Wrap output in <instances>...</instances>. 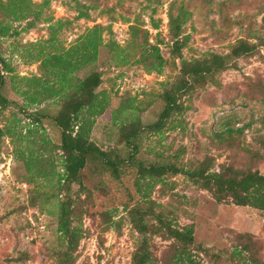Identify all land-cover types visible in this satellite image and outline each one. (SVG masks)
Listing matches in <instances>:
<instances>
[{"label":"rangeland","instance_id":"374dc122","mask_svg":"<svg viewBox=\"0 0 264 264\" xmlns=\"http://www.w3.org/2000/svg\"><path fill=\"white\" fill-rule=\"evenodd\" d=\"M26 1L25 10L16 16L6 9L8 0H0V29L7 28L0 34V55L10 67L2 93L12 103L0 109V264H132L138 243L128 217V208L138 199L134 173L116 180L93 164L81 171V183L70 190L72 225L79 228L80 237L73 261L62 262L67 246L57 230L58 203L67 194L54 193L56 178L47 179L54 166L61 171L60 132L49 117L61 100L47 96L29 103L21 92L39 86L28 85L32 81L23 77L45 79L49 70L42 67L41 58L46 52L72 48L93 25H100L95 60L73 74L101 72L96 91L105 93L109 106L93 117L90 136L104 149H124L113 111L120 117L131 113L144 124L155 120L161 94L179 77L182 60L224 53L239 40L257 43L264 36V0ZM169 12L180 25L179 54L174 52ZM155 50L161 59L155 58ZM146 65L157 68L148 71ZM180 102L182 112L171 118L163 133L143 136L145 157L184 167L207 161L215 171L264 174V46L235 60L212 81L195 86ZM122 107L129 110L121 112ZM35 112L48 116L34 120ZM30 152L32 161L48 154L53 161L48 162L47 176L34 183L23 162ZM151 198L173 222L193 226L189 249L196 264L264 261L261 210L230 199L216 201L180 173L155 185ZM149 241L150 264H173L178 243L161 234Z\"/></svg>","mask_w":264,"mask_h":264},{"label":"trees","instance_id":"16d2710c","mask_svg":"<svg viewBox=\"0 0 264 264\" xmlns=\"http://www.w3.org/2000/svg\"><path fill=\"white\" fill-rule=\"evenodd\" d=\"M26 4V0H8L6 9L18 16L25 10ZM168 16L172 35L176 39L180 34V25L174 24L175 17L171 12ZM177 20L180 19L177 18ZM262 20L264 23V16ZM101 28L100 25H93L80 44L72 48L46 52L41 58L42 67L49 70L44 76L45 79L23 77L32 81L28 85L39 86L35 90L28 87L21 92L29 103L40 102L47 96L61 100L58 110L49 116L60 132V143L57 148L61 151V171L54 166L47 179L56 178L54 193L65 191L67 194L66 198L58 203L57 230L67 246L61 256L62 262L73 261L72 254L80 237L79 228L72 225L74 207L70 190L74 183H81V171L88 164H93L109 172L116 180H120L126 174L134 173V194L138 196V199L128 208V217L138 234V243L132 255V264L153 262L149 239L154 234H161L178 243L172 254L173 264H196L189 249V245L194 243L193 226H179L169 219L166 212L157 210L156 207L159 205L151 198L152 188L159 183H164L169 175L180 173L194 184L207 189L216 201L230 199L236 205L251 206L264 212V174L258 170L239 172L231 168L215 171L211 170L210 163L207 161L194 167H184L168 159H148L143 155L142 138L144 135L163 133L169 127L171 118L182 112L180 99L187 92L197 85L212 81L221 71L232 66L238 58L252 56L259 46H264V36L259 38L257 43L239 40L224 53L212 52L198 59L182 60L179 77L161 94L162 105L155 120L144 124L140 118L131 116V113L128 117H120L116 114V110L113 111V122L120 128L119 143L123 144L124 149L118 145L104 149L90 136L91 126L94 123L93 117L102 114L109 106L105 93L96 91L101 83V72L92 69L82 77L73 74L95 60L99 44L97 35ZM6 31L7 28L2 27L0 34H5ZM174 44V52L179 54L180 47L177 39ZM154 54L155 58L161 59L156 50ZM160 64L159 61L158 65ZM156 68L154 65H146L148 71L156 70ZM9 71V63L0 55V109L12 104L2 93L5 75ZM119 110L126 113L129 109L122 107ZM34 114V120L39 119L40 116H48L42 112ZM6 132L11 133L9 128ZM3 133L4 131L0 129V135ZM31 155L32 152L28 159L24 157L23 162L28 172V180L34 183L37 178L47 176L50 155L36 156L35 161H32ZM36 162L39 163L38 166ZM49 164L53 165V161ZM33 166L37 169L36 171L32 169ZM130 197L135 196L130 195ZM252 263L264 264V261L255 259Z\"/></svg>","mask_w":264,"mask_h":264}]
</instances>
